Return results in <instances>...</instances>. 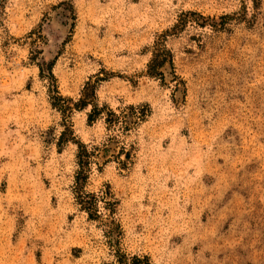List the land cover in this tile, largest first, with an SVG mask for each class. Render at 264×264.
Returning <instances> with one entry per match:
<instances>
[{
  "label": "rangeland",
  "instance_id": "rangeland-1",
  "mask_svg": "<svg viewBox=\"0 0 264 264\" xmlns=\"http://www.w3.org/2000/svg\"><path fill=\"white\" fill-rule=\"evenodd\" d=\"M161 40L173 68L159 79L147 65ZM51 62L62 98L104 78L99 107L147 115L123 133L89 124L91 107L62 116L40 77ZM76 142L97 164L85 191L117 202L112 243L75 204ZM116 252L264 264V0H0V264Z\"/></svg>",
  "mask_w": 264,
  "mask_h": 264
},
{
  "label": "trees",
  "instance_id": "trees-1",
  "mask_svg": "<svg viewBox=\"0 0 264 264\" xmlns=\"http://www.w3.org/2000/svg\"><path fill=\"white\" fill-rule=\"evenodd\" d=\"M185 22H181V27L184 26ZM176 25L174 28H178ZM176 33V32H175ZM167 34L163 35V38ZM164 41V40H163ZM53 62L42 66H39L40 77L45 78L49 85L52 87L54 96L51 98V106L57 109L62 116L72 113L73 109L76 111H83L88 107H91L87 113V122L92 124L99 118H103L104 123L108 129L118 130L127 132L133 129L139 122L147 115L148 110L139 108L136 110L134 107H130V110H121L119 113H115L112 110H106V107H99L96 103V86L99 82L104 81V78H97L94 83H91V79L85 83L81 97L77 102H72L70 99H64L59 95L57 88L54 85L55 79L52 74ZM168 66L170 69L173 68L171 54L164 45L162 40L156 42L152 50V58L147 65V75L153 78H163V69ZM175 81H177L174 76ZM131 117V120L129 119ZM71 135V136H69ZM73 133L66 129L61 133L59 143L69 142L72 138ZM77 146L76 161L77 171L74 177V188L73 195L75 204L79 211L84 212L87 218L92 221H100L104 227H106V235L109 236L110 243L113 241V236H119L120 226L115 222V208L117 205L116 200L111 194L109 188L107 190H101L98 194L89 193L85 191V185L88 180L89 173L91 171V164H96L93 160L94 152L89 151L87 146L81 143H75ZM125 157L128 158L129 154L126 153ZM97 165V164H96ZM97 170L101 172V168L97 167ZM118 242L115 241V244ZM116 263L117 264H151L149 258L132 256L127 257L124 254L116 252Z\"/></svg>",
  "mask_w": 264,
  "mask_h": 264
}]
</instances>
